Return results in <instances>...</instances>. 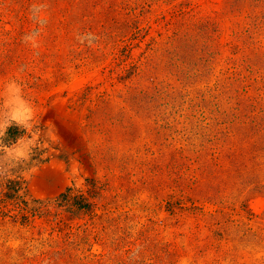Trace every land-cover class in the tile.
I'll list each match as a JSON object with an SVG mask.
<instances>
[{
    "label": "rangeland",
    "instance_id": "374dc122",
    "mask_svg": "<svg viewBox=\"0 0 264 264\" xmlns=\"http://www.w3.org/2000/svg\"><path fill=\"white\" fill-rule=\"evenodd\" d=\"M10 83L0 264H264V0H0Z\"/></svg>",
    "mask_w": 264,
    "mask_h": 264
},
{
    "label": "clouds",
    "instance_id": "9594fccd",
    "mask_svg": "<svg viewBox=\"0 0 264 264\" xmlns=\"http://www.w3.org/2000/svg\"><path fill=\"white\" fill-rule=\"evenodd\" d=\"M21 89L16 83H10L7 88L9 99L5 102L4 107L9 109L7 120L0 119V152L4 153L6 159L11 167H16L22 161L30 159L31 147H34L37 141L36 136L28 139L27 136L20 138L16 143L11 146L5 145L2 138L6 135L7 129L15 122L23 126L27 133L31 132L32 124L30 121L34 115V110L21 102L19 93ZM53 140L55 136L51 137ZM27 141V142H25Z\"/></svg>",
    "mask_w": 264,
    "mask_h": 264
},
{
    "label": "trees",
    "instance_id": "16d2710c",
    "mask_svg": "<svg viewBox=\"0 0 264 264\" xmlns=\"http://www.w3.org/2000/svg\"><path fill=\"white\" fill-rule=\"evenodd\" d=\"M11 134V133H10ZM9 136V135H8Z\"/></svg>",
    "mask_w": 264,
    "mask_h": 264
}]
</instances>
